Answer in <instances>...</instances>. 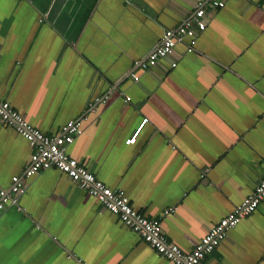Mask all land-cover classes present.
<instances>
[{"label":"crops","instance_id":"0c3cea01","mask_svg":"<svg viewBox=\"0 0 264 264\" xmlns=\"http://www.w3.org/2000/svg\"><path fill=\"white\" fill-rule=\"evenodd\" d=\"M199 1L0 0V94L47 133L80 119L68 152L186 250L264 176V0H229L192 51L181 42L136 65ZM31 153L0 118V188ZM22 181L19 206L0 214V264H176L63 171ZM252 259L264 264V202L206 264Z\"/></svg>","mask_w":264,"mask_h":264},{"label":"built area","instance_id":"2783aa9c","mask_svg":"<svg viewBox=\"0 0 264 264\" xmlns=\"http://www.w3.org/2000/svg\"><path fill=\"white\" fill-rule=\"evenodd\" d=\"M228 1H199L193 13L187 16L177 28L167 30L163 42L154 48L145 60H136V65L149 70L160 59L173 54L176 46L181 42H186L188 51H192L198 33L208 28V24L213 20L216 11L224 8ZM172 65L177 66V61L172 62ZM130 78L136 81L139 76L137 73H132ZM117 88L121 89L122 86L118 85ZM102 97L99 95L96 100H101ZM126 98L130 100L131 96ZM0 118L24 137L32 148L28 165L21 174L13 176L12 187L10 189L0 188V214L9 204L19 206L18 196L24 188L22 181L24 176L30 177L42 170L59 169L103 203L110 211L117 214L125 224L132 227L144 241L155 249L158 255L165 256L176 264H206L209 254L222 244L228 236L229 230L259 210L264 202L263 176L254 191L248 194L241 204L212 226L193 248L186 250L169 241L159 217H150L136 209L124 189L113 188L105 183L84 163L68 152V146L83 132L80 119L66 122L61 126L58 133H47L29 122L1 94ZM148 121L147 117L143 119L133 135L126 140L128 144L137 141ZM173 147L175 148V146ZM166 212L175 214V207L173 205L168 206ZM252 262L256 264L257 260L252 259Z\"/></svg>","mask_w":264,"mask_h":264}]
</instances>
